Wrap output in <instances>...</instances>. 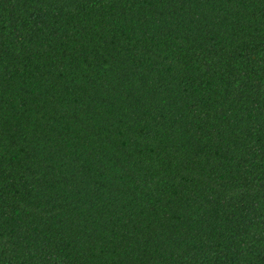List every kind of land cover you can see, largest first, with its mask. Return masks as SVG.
I'll return each mask as SVG.
<instances>
[{"label": "trees", "instance_id": "16d2710c", "mask_svg": "<svg viewBox=\"0 0 264 264\" xmlns=\"http://www.w3.org/2000/svg\"><path fill=\"white\" fill-rule=\"evenodd\" d=\"M0 264H264V0H0Z\"/></svg>", "mask_w": 264, "mask_h": 264}]
</instances>
